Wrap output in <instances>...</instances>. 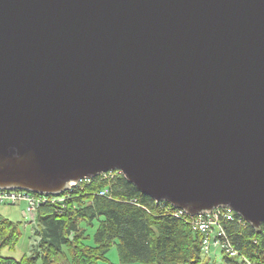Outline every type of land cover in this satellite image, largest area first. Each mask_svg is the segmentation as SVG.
Returning <instances> with one entry per match:
<instances>
[{"label":"water","instance_id":"obj_1","mask_svg":"<svg viewBox=\"0 0 264 264\" xmlns=\"http://www.w3.org/2000/svg\"><path fill=\"white\" fill-rule=\"evenodd\" d=\"M114 169L259 227L264 0H0V188Z\"/></svg>","mask_w":264,"mask_h":264},{"label":"trees","instance_id":"obj_2","mask_svg":"<svg viewBox=\"0 0 264 264\" xmlns=\"http://www.w3.org/2000/svg\"><path fill=\"white\" fill-rule=\"evenodd\" d=\"M105 188L109 195H100ZM63 194L66 198L62 201L39 204L32 231L34 243L20 258L3 256L1 249L15 247L22 221L0 214V264H92L105 259L114 243L121 262L201 263V234L192 230L187 217L173 215L170 212L175 208L168 202H156L141 193L121 173L83 180L59 195ZM83 221L97 223L92 245L84 241ZM225 227L248 264H264V221L255 228L234 219ZM63 247L68 260L61 258ZM226 261L239 264L234 258L226 257Z\"/></svg>","mask_w":264,"mask_h":264},{"label":"built area","instance_id":"obj_3","mask_svg":"<svg viewBox=\"0 0 264 264\" xmlns=\"http://www.w3.org/2000/svg\"><path fill=\"white\" fill-rule=\"evenodd\" d=\"M115 172L121 173V171L114 169L102 172L98 175L101 177H106L109 174H113ZM91 178L70 181L68 183L67 190L72 189V187L79 182L83 180L89 181ZM99 194L109 195L106 188L100 190ZM58 195L59 194H36L34 192L15 188H0V203L16 204L20 201H25L26 205L21 209L22 215L23 217L28 218L30 223H34L36 209L39 204L45 201H62L66 198L65 194ZM168 204L175 208L170 213L179 217L186 216L192 230L201 234V252L202 255L206 256L208 264H220L221 261H215L214 258H212V256L216 254L217 250L229 256L230 258L236 259L239 264L249 263V261L243 255H240L239 252L234 248L226 232L225 226L229 221L235 219L238 223L246 222L243 217L238 215L233 209L228 206L220 205L209 210H200L197 213L189 214L184 209L177 208L169 202Z\"/></svg>","mask_w":264,"mask_h":264},{"label":"rangeland","instance_id":"obj_4","mask_svg":"<svg viewBox=\"0 0 264 264\" xmlns=\"http://www.w3.org/2000/svg\"><path fill=\"white\" fill-rule=\"evenodd\" d=\"M26 205L25 201H20L16 204H4L0 203V214L3 216L8 217L11 220H20L21 223V236L16 243L14 248L3 247L1 249V254L3 256H10L14 258H20L24 254H28L30 251V246L34 243V236H32V231L34 227V223H30L28 218L23 217L21 209ZM82 227L86 229V238L85 243L87 244H94L93 235L97 227V223L94 221L92 225H87L84 221L81 223ZM226 257L230 258L229 256L225 255L220 251H216V254L212 256L215 261H221L220 264H230L226 261ZM62 260L69 259V253L66 247L62 248ZM92 264H157V263H143L141 261H134V262H121L118 256V251L116 244L114 243L109 250L105 254V259H99ZM200 264H208L206 256L202 255V260Z\"/></svg>","mask_w":264,"mask_h":264}]
</instances>
